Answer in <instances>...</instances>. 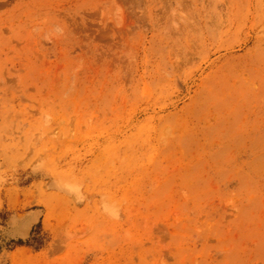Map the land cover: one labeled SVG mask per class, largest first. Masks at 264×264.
Listing matches in <instances>:
<instances>
[{
    "label": "rangeland",
    "instance_id": "374dc122",
    "mask_svg": "<svg viewBox=\"0 0 264 264\" xmlns=\"http://www.w3.org/2000/svg\"><path fill=\"white\" fill-rule=\"evenodd\" d=\"M0 264H264V0H0Z\"/></svg>",
    "mask_w": 264,
    "mask_h": 264
},
{
    "label": "trees",
    "instance_id": "16d2710c",
    "mask_svg": "<svg viewBox=\"0 0 264 264\" xmlns=\"http://www.w3.org/2000/svg\"><path fill=\"white\" fill-rule=\"evenodd\" d=\"M15 243L16 244H23V241L21 239H18Z\"/></svg>",
    "mask_w": 264,
    "mask_h": 264
}]
</instances>
